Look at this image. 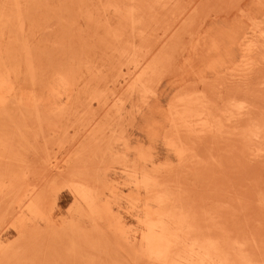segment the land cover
<instances>
[{"label":"rangeland","instance_id":"1","mask_svg":"<svg viewBox=\"0 0 264 264\" xmlns=\"http://www.w3.org/2000/svg\"><path fill=\"white\" fill-rule=\"evenodd\" d=\"M220 262L264 264V0H0V264Z\"/></svg>","mask_w":264,"mask_h":264},{"label":"bare ground","instance_id":"2","mask_svg":"<svg viewBox=\"0 0 264 264\" xmlns=\"http://www.w3.org/2000/svg\"><path fill=\"white\" fill-rule=\"evenodd\" d=\"M223 263V262H222ZM220 264H221V262H220Z\"/></svg>","mask_w":264,"mask_h":264}]
</instances>
